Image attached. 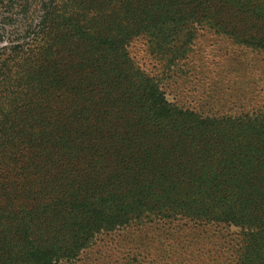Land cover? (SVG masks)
I'll return each instance as SVG.
<instances>
[{
    "label": "trees",
    "instance_id": "1",
    "mask_svg": "<svg viewBox=\"0 0 264 264\" xmlns=\"http://www.w3.org/2000/svg\"><path fill=\"white\" fill-rule=\"evenodd\" d=\"M184 1L0 0L23 33L0 48V264L74 262L147 219L238 227L235 264H264V112L184 108L131 52L171 53ZM211 2L264 34V0Z\"/></svg>",
    "mask_w": 264,
    "mask_h": 264
},
{
    "label": "rangeland",
    "instance_id": "2",
    "mask_svg": "<svg viewBox=\"0 0 264 264\" xmlns=\"http://www.w3.org/2000/svg\"><path fill=\"white\" fill-rule=\"evenodd\" d=\"M211 1L182 2L197 18H190L170 44L171 53H153L150 43L138 38L132 55L161 80L169 100L184 108L214 117L262 114L264 34L259 27L256 31L244 27L237 16L240 10ZM4 27L0 48L23 36L15 22ZM166 62L169 69L164 68ZM239 231L224 224L147 219L99 235L76 261L64 264H235Z\"/></svg>",
    "mask_w": 264,
    "mask_h": 264
}]
</instances>
